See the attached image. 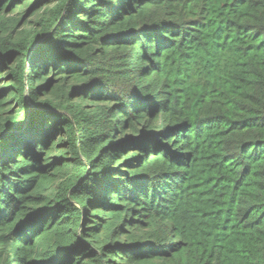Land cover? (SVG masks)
Listing matches in <instances>:
<instances>
[{
    "label": "trees",
    "instance_id": "16d2710c",
    "mask_svg": "<svg viewBox=\"0 0 264 264\" xmlns=\"http://www.w3.org/2000/svg\"><path fill=\"white\" fill-rule=\"evenodd\" d=\"M0 264H264V0H0Z\"/></svg>",
    "mask_w": 264,
    "mask_h": 264
}]
</instances>
